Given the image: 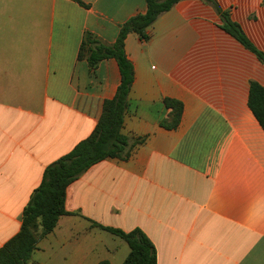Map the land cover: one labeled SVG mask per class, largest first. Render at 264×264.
Wrapping results in <instances>:
<instances>
[{
	"label": "crops",
	"instance_id": "crops-1",
	"mask_svg": "<svg viewBox=\"0 0 264 264\" xmlns=\"http://www.w3.org/2000/svg\"><path fill=\"white\" fill-rule=\"evenodd\" d=\"M80 1L0 0V247L46 167L93 132L121 83L114 58L91 68L78 57L84 34L112 44L147 11L145 0ZM215 1L264 52V0ZM223 24L211 2L182 0L148 40L128 34L135 78L122 132L145 139L68 186V213L28 264H122L128 243L102 226L141 228L158 264H264V128L248 104L264 63ZM166 98L183 106L172 128Z\"/></svg>",
	"mask_w": 264,
	"mask_h": 264
},
{
	"label": "trees",
	"instance_id": "trees-1",
	"mask_svg": "<svg viewBox=\"0 0 264 264\" xmlns=\"http://www.w3.org/2000/svg\"><path fill=\"white\" fill-rule=\"evenodd\" d=\"M145 1L147 11L123 23L114 43H105L90 31L84 34L78 57L87 58L91 68L97 67L104 59L114 58L120 68L121 83L115 96L104 101L103 112L93 132L69 153L46 167L41 184L24 209L20 231L0 247V264H28L37 248L38 239L52 232L59 218L68 213L65 208L68 186L100 161L114 157L129 158L135 146L144 141L145 137L133 139L122 132L135 78L134 64L126 53L125 40L130 33L148 40V28L159 15L182 0ZM206 1L216 6L222 16L224 29L264 63V52L251 41L241 25L234 22L228 12L222 11L215 0ZM165 104L172 107L173 112L170 120L162 123L169 128L175 127L182 113V103L166 98ZM248 104L264 128V86L257 81L250 83ZM102 228L121 236L128 243L130 252L122 264H158L156 247L141 228L130 232L106 226ZM39 229L41 232L38 234ZM99 264L110 263L102 261Z\"/></svg>",
	"mask_w": 264,
	"mask_h": 264
}]
</instances>
